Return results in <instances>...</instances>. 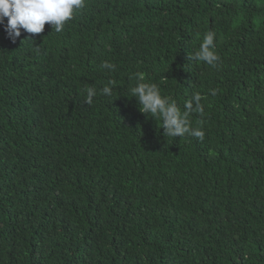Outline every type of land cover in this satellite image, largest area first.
Instances as JSON below:
<instances>
[{
  "label": "trees",
  "instance_id": "trees-1",
  "mask_svg": "<svg viewBox=\"0 0 264 264\" xmlns=\"http://www.w3.org/2000/svg\"><path fill=\"white\" fill-rule=\"evenodd\" d=\"M209 31L215 66L190 59ZM140 82L181 113L200 94L203 141L166 136ZM0 264H264V0H86L15 43L0 25Z\"/></svg>",
  "mask_w": 264,
  "mask_h": 264
},
{
  "label": "clouds",
  "instance_id": "clouds-1",
  "mask_svg": "<svg viewBox=\"0 0 264 264\" xmlns=\"http://www.w3.org/2000/svg\"><path fill=\"white\" fill-rule=\"evenodd\" d=\"M85 5L86 0H0V25H4L8 38L13 43L21 36L22 30L28 34H41L46 24L59 33L73 18L74 13L83 9ZM215 35L214 32H207L199 51L190 59L215 66L220 59L214 50ZM101 67L110 71L115 69V65L107 61L103 62ZM138 79L143 81L144 76L138 74ZM114 85L115 81H109L102 89L103 94L111 96ZM131 91L138 100L141 112L163 121L162 128L166 136L182 138L190 135L203 141L204 132L199 128L191 127L189 121L190 113L203 115L204 108L200 94H194L184 105L185 110L181 113L176 102L171 97L162 96L155 83L140 82ZM212 94H216L215 90ZM95 95V89L90 88L85 102L92 104Z\"/></svg>",
  "mask_w": 264,
  "mask_h": 264
}]
</instances>
